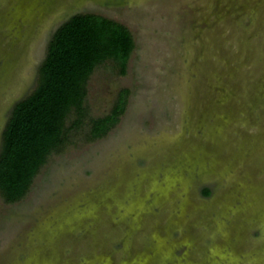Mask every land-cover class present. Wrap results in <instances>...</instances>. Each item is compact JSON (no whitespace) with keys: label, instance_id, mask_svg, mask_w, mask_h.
<instances>
[{"label":"rangeland","instance_id":"obj_1","mask_svg":"<svg viewBox=\"0 0 264 264\" xmlns=\"http://www.w3.org/2000/svg\"><path fill=\"white\" fill-rule=\"evenodd\" d=\"M77 12L131 28L126 71L99 64L86 100L126 105L104 136L71 129L20 200L0 192V264H264V0H0V150Z\"/></svg>","mask_w":264,"mask_h":264},{"label":"trees","instance_id":"obj_2","mask_svg":"<svg viewBox=\"0 0 264 264\" xmlns=\"http://www.w3.org/2000/svg\"><path fill=\"white\" fill-rule=\"evenodd\" d=\"M135 46L126 23L96 12L74 13L56 28L36 86L15 103L3 130L0 192L6 201L25 196L49 156L71 141V129L89 124L88 139L107 134L125 108L128 88L121 90L112 112L92 116L86 104L88 80L109 59L125 72ZM72 112L76 116L68 124Z\"/></svg>","mask_w":264,"mask_h":264}]
</instances>
